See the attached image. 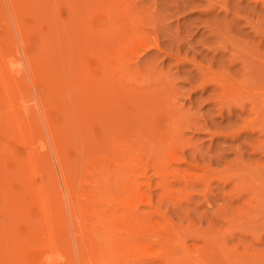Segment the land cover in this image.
Masks as SVG:
<instances>
[{
    "label": "rangeland",
    "instance_id": "1",
    "mask_svg": "<svg viewBox=\"0 0 264 264\" xmlns=\"http://www.w3.org/2000/svg\"><path fill=\"white\" fill-rule=\"evenodd\" d=\"M0 50V264H51L50 232L59 264H165L167 249L264 264V0H0ZM16 119L34 129L47 211L17 167Z\"/></svg>",
    "mask_w": 264,
    "mask_h": 264
},
{
    "label": "bare ground",
    "instance_id": "2",
    "mask_svg": "<svg viewBox=\"0 0 264 264\" xmlns=\"http://www.w3.org/2000/svg\"><path fill=\"white\" fill-rule=\"evenodd\" d=\"M10 1V0H9ZM16 8H17V6H16ZM131 8H132V6H131ZM129 9V8H128ZM126 10V9H125ZM134 10V9H133ZM126 12V11H125ZM130 12V11H129ZM135 14V13H134ZM40 16V15H39ZM126 16V15H125ZM44 17V16H43ZM131 17V16H130ZM124 18V17H123ZM127 20V19H126ZM145 19H143V21H144ZM134 21V20H133ZM130 22V21H129ZM142 23V22H141ZM140 23V24H141ZM130 24H132L131 22H130ZM134 24V23H133ZM132 24V25H133ZM129 27H130V25H129ZM128 27V28H129ZM34 28V27H33ZM38 28V27H37ZM131 28H133V27H131ZM137 28V27H136ZM127 29V28H126ZM134 29V28H133ZM131 30V29H130ZM129 30V31H130ZM141 30V29H140ZM19 32V31H18ZM137 32H139L138 31V28H137ZM136 32V33H137ZM20 33H21V31H20ZM140 33V32H139ZM141 33H143L142 31H141ZM19 34V33H18ZM135 35H137V37H138V34H135ZM134 35V36H135ZM141 36H146V35H143V34H140ZM20 36H22V33H21V35ZM140 37V36H139ZM145 38V40L147 39L146 37H144ZM144 38H142V41H143V39ZM43 39V38H42ZM130 39V38H129ZM132 40H134L135 41V39H133L132 38V36H131V41ZM130 41V42H131ZM137 41H138V38H137ZM141 41V42H142ZM148 41V40H147ZM150 41V40H149ZM144 42V43H143ZM142 43V45H141V43L139 44V45H141L142 47H144L145 45L144 44H146L145 43V41H143ZM151 42V41H150ZM128 43V42H127ZM135 43H137V42H135ZM149 43V42H148ZM151 43H154L155 44V42H151ZM130 44V43H129ZM132 44V43H131ZM134 44V43H133ZM150 44V43H149ZM149 44H148V46H149ZM144 45V46H143ZM153 45V44H152ZM131 46H133V45H131ZM134 46H135V44H134ZM133 46V47H134ZM137 46V45H136ZM154 46H156V45H154ZM128 47H130V46H128ZM150 47V46H149ZM152 47V46H151ZM150 47V48H151ZM137 48V47H136ZM125 49H126V47H125ZM138 49V48H137ZM144 50L146 49V47L145 48H143ZM149 49V48H148ZM127 50H129L128 48H127ZM134 50V49H133ZM140 50V49H139ZM139 50H138V52H139ZM1 51V50H0ZM0 53H2V51L0 52ZM134 53V52H133ZM34 54V53H33ZM32 54V55H33ZM138 54V53H137ZM141 54V53H140ZM7 55V54H6ZM1 56H3V57H1ZM39 56V55H38ZM139 56V55H138ZM6 57V60H4V61H6L7 63H9V64H11V60L9 59V57L8 56H5ZM4 57V55L3 54H1L0 55V58L2 59V58H5ZM7 57H8V59H7ZM31 59V58H30ZM47 59V58H46ZM2 61V60H1ZM127 62V61H126ZM2 63H3V61H2ZM7 63H5L6 64V66H8V64ZM31 63H33L32 61H31ZM30 63V64H31ZM128 63V62H127ZM124 64V63H123ZM35 65V64H34ZM34 65H32L33 66V68H34ZM37 65V64H36ZM118 65H120V64H118ZM125 65V64H124ZM2 66V64L0 65V67ZM3 66H5L4 65V63H3ZM32 66H30V67H32ZM10 67V66H9ZM30 67H29V70H30ZM127 67V66H126ZM135 67V66H134ZM11 68V67H10ZM33 68H32V70H33ZM115 68V67H114ZM6 69H7V67H6ZM4 69H3V67H1L0 68V72L4 75L5 73H3L2 71H3ZM34 71V70H33ZM32 71V72H33ZM130 71V70H129ZM7 72H8V70H7ZM31 72V71H30ZM37 72V71H36ZM35 72V73H36ZM39 72V71H38ZM134 73V72H133ZM45 74V73H44ZM2 75V77L3 78H5V76H3ZM38 76V75H37ZM33 77H35V76H33ZM126 77V76H125ZM1 78V77H0ZM42 78V77H41ZM6 79H9V78H6ZM6 79H3V80H1V81H4V83H5V85H4V88L5 89H9V86H10V83H9V81H8V83H7V81H6ZM14 79H16V78H14ZM13 78H12V80H11V84L13 85V86H15V87H13L14 89H15V91L18 89V88H16V84H18L19 83V81H16V80H14ZM36 79H38V78H36ZM6 81V82H5ZM16 82H18V83H16ZM37 82V81H36ZM9 84V85H8ZM21 86V85H20ZM8 87V88H7ZM11 87V89H12V86H10ZM17 87H19V86H17ZM97 89V88H96ZM99 90V89H98ZM19 91H21L20 90V88H19ZM50 91V90H49ZM137 91V90H136ZM10 91H8V93H9ZM12 92V91H11ZM14 92V91H13ZM13 92H12V94H13ZM17 92V91H16ZM7 93V94H8ZM21 93V92H20ZM10 94V93H9ZM17 94H19L18 92H17ZM84 94V93H83ZM99 94V93H98ZM49 95V94H48ZM107 95H109V94H107ZM118 95V94H117ZM8 96H10V97H8L7 98V100H8V102L10 101L9 100V98L12 100V102H13V97H14V95H12L13 97H11V95H8ZM20 96V95H19ZM40 100V99H39ZM21 101V100H20ZM46 101V100H45ZM122 101V100H121ZM11 101H10V103H12ZM44 103V102H43ZM48 103V102H47ZM47 103L45 104V105H47ZM24 104V105H23ZM41 104V103H40ZM57 104V103H56ZM108 104V103H107ZM127 104V103H126ZM10 105V104H9ZM11 105H13L12 107H13V109H14V103L13 104H11ZM44 105V104H43ZM110 105V104H109ZM168 105V104H167ZM19 106H23V107H25V103H21ZM99 106V105H98ZM41 107H42V105H41ZM45 107V106H44ZM46 107H48V106H46ZM11 108V107H10ZM60 108V107H59ZM100 108V107H99ZM104 108V107H103ZM136 108V107H135ZM12 109V108H11ZM45 110V109H44ZM63 110V109H62ZM103 110V109H102ZM154 110V109H153ZM177 110V109H176ZM12 111H15V110H12ZM23 111H25V110H23ZM138 111V110H137ZM2 112V111H1ZM42 112H43V110H42ZM47 113H48V111H46ZM45 112V113H46ZM129 112V111H128ZM180 112V111H179ZM135 113H137V112H135ZM2 114H3V112H2ZM0 115H1V113H0ZM15 116H16V114H14ZM49 115V114H48ZM94 115V114H93ZM123 115V114H122ZM146 115H148V114H146ZM186 115V114H185ZM15 116H14V118H15ZM60 116V115H59ZM160 116V115H159ZM18 116H16V118H17ZM44 117L46 118L47 116H45V114H44ZM49 117V116H48ZM150 117V116H149ZM184 117V116H183ZM1 118V117H0ZM171 118V117H170ZM46 119H48V118H46ZM65 119V118H64ZM105 119V118H104ZM109 119V118H108ZM150 119H152V118H150ZM177 119H179V117L177 118ZM17 120H19V119H16V122H15V126H16V135H17V137L16 138H20L23 142L22 143H26V146L27 147H25V151H24V153H22L21 155H22V157H21V159H19V158H17L18 159V161H17V167H19V169H23V171H24V169H26V170H28L29 172H31L30 173V177L31 178H29L28 177V179H27V182L30 180V179H32V181H33V183H34V189H33V187H32V190H31V188H29L28 190H30L32 193H30L29 194V196H31V194H35V195H37L36 197H38L39 199H40V201L39 202H41L40 204H41V207H42V209L44 210V211H47V209L51 206L50 204H52L51 203V200H50V198H52V197H50L51 195H49L48 193H47V189H45V180H46V178H47V176H45L44 177V175L46 174H48V173H44V172H42V171H40L38 168V165H37V162L36 161H38L37 160V157H36V155L37 154H35V152H34V150H35V148H33V143H34V141H33V139L32 138H30V139H26L27 137H25L26 135H29V136H31L33 133H34V129H33V127L31 126V125H28V124H24L23 123V125L24 126H22V124L18 121L17 122ZM182 120V119H181ZM180 120V121H181ZM1 121V120H0ZM27 121L29 122L30 120H29V118L27 119ZM48 121V120H47ZM47 121H46V128H47V131L49 132L48 133V135H51V138L53 137V135H52V127H54L55 125L57 126L58 125V123H53V126L52 125H50V124H48L47 123ZM55 121V120H54ZM95 121V120H94ZM96 122V121H95ZM105 122V121H104ZM178 122V121H177ZM190 122V121H189ZM181 123V122H180ZM3 124V123H2ZM30 124V123H29ZM60 125H61V123H59ZM94 125V124H93ZM186 125V124H185ZM4 126V125H3ZM52 126V127H51ZM64 126V125H63ZM63 126H60V127H63ZM170 126V125H169ZM188 126V125H187ZM197 126V125H196ZM2 126H1V123H0V132H3L4 131V128H1ZM7 127V126H6ZM59 127V126H58ZM59 127V128H60ZM107 127V126H106ZM132 127H133V125H132ZM179 127V126H178ZM190 127V126H189ZM194 127V126H193ZM55 128V127H54ZM63 128H65V127H63ZM134 128V127H133ZM158 128V127H157ZM166 128V127H165ZM175 128V127H174ZM1 129H3L2 131H1ZM56 129H58V128H56ZM56 129H54L53 131H55ZM198 129V128H197ZM5 130H7V128H5ZM10 130V129H9ZM26 130H28L27 132H26ZM63 129H61V132H63L62 131ZM133 130V129H132ZM174 130V129H173ZM177 130H178V128H177ZM12 131V130H11ZM10 131V132H11ZM58 131V130H57ZM67 131H68V129H67ZM67 131H66V133H67ZM9 132V133H10ZM58 132H60V131H58ZM57 132V134H58V136H60V134ZM140 132H142V131H140ZM157 132V131H156ZM5 133V132H4ZM56 133V132H55ZM54 133V134H55ZM68 133H69V131H68ZM175 133V132H174ZM1 134V133H0ZM142 134V133H141ZM178 134V133H177ZM3 135V134H2ZM4 135H6V134H4ZM65 135V134H64ZM159 135V134H158ZM171 135V134H170ZM54 136H56V135H54ZM57 136V137H58ZM50 137V136H49ZM61 137L62 138H64L62 135H61ZM136 137V136H135ZM150 137H151V135H150ZM175 137V136H174ZM56 137H54L53 138V141H54V139H55ZM61 138V139H62ZM58 139L60 140V138L58 137L56 140L58 141ZM148 139H149V137H148ZM52 140V139H51ZM101 140V139H100ZM161 140V139H160ZM175 140H176V138H175ZM139 141V139L137 140V142ZM140 142H141V140H140ZM143 142H144V140H143ZM94 143V142H93ZM146 143V142H145ZM54 144V143H53ZM61 143L59 142V145H60ZM147 144V143H146ZM139 145V144H138ZM149 145V144H148ZM62 146V145H61ZM60 147V146H59ZM178 147V146H177ZM134 148V147H133ZM147 148V147H146ZM151 148V147H150ZM149 148V149H150ZM61 149V148H60ZM63 149V148H62ZM53 152L56 154V156H57V160H58V165H59V170H61V178H62V182H63V185H64V188H65V195H66V197L69 199H71L72 198V195H73V192L74 191H72V190H74L73 189V180L74 179H72L71 180V178H70V176L69 175H67V173H66V170H65V162H63V157H61V155H59L60 154V151L61 150H59V148H58V145L57 144H55V145H53ZM40 152V151H39ZM163 154H165V153H163ZM172 154V153H171ZM172 155H175V154H172ZM178 155V154H177ZM175 156V157H178V156ZM193 155V154H192ZM169 156V155H168ZM164 157V156H163ZM174 157V158H175ZM180 159L182 158V156L181 157H179ZM175 159H177V158H175ZM174 160V159H173ZM181 160H183V158L181 159ZM9 162V161H8ZM90 162V161H89ZM12 163V162H11ZM16 164V163H15ZM14 164V166L13 167H15L16 165ZM11 165V164H10ZM9 165V166H10ZM13 165V164H12ZM37 165V166H36ZM67 166V165H66ZM132 166V165H131ZM134 166H132V168H133ZM3 168H5V167H3ZM13 169H15V168H13ZM43 169V168H42ZM44 170V169H43ZM19 171V170H18ZM20 172H22V171H20ZM1 173V172H0ZM7 173V172H6ZM43 173V174H42ZM135 173V172H134ZM4 174H5V172H4ZM250 174V173H249ZM6 175H9V173H7ZM14 175V174H13ZM38 176V181L36 180L35 181V176ZM177 175V174H176ZM179 175V174H178ZM12 176V175H11ZM16 176V175H15ZM253 176V175H252ZM49 178V177H48ZM47 178V179H48ZM164 178H166V176L164 177ZM1 182H3V181H1ZM26 182V183H27ZM30 182V181H29ZM33 183H32V185L31 186H33ZM5 184V183H4ZM260 184V183H259ZM1 185V184H0ZM27 186H29V185H27ZM31 186H29V187H31ZM45 186V187H44ZM130 187V186H129ZM133 188V187H132ZM129 189V188H128ZM131 189V188H130ZM137 189V188H136ZM139 189V188H138ZM168 189V188H167ZM49 192V191H48ZM131 192V191H130ZM135 192L136 193H138L139 194V192H140V190H139V192L138 191H136L135 190ZM133 193V191H132V196L135 198V200L136 199H140L139 197H140V194L138 195V194H136V193ZM141 194H142V192H141ZM26 196V195H25ZM87 196V195H86ZM131 196V197H132ZM24 197V196H23ZM143 198V196L141 195V199ZM149 199V198H148ZM71 201V200H70ZM69 201V202H70ZM137 201V200H136ZM144 201V200H143ZM146 201V200H145ZM68 202V203H69ZM129 202V201H128ZM147 202H148V200H147ZM72 204H70L69 206V208H72L73 209V206H71ZM136 206V205H135ZM133 207V206H132ZM40 208V207H39ZM76 208V207H75ZM139 209V208H138ZM76 211V210H75ZM74 211V212H75ZM133 211V210H132ZM132 211H130V213L132 212ZM129 213V214H130ZM134 213V212H133ZM144 213V212H143ZM133 215V214H132ZM143 215V214H142ZM147 216V215H146ZM131 217V216H130ZM22 218H23V216H22ZM26 218V217H25ZM127 218H129V217H127ZM144 218V217H143ZM133 219V218H132ZM137 219V220H136ZM23 220H26V219H24L23 218ZM103 220V219H102ZM134 222H137V221H139V222H137V224L138 223H141V221H140V218H138L137 217V214H136V216H134ZM30 221V220H29ZM133 222V221H132ZM142 222H143V220H142ZM26 223H28V221L26 222ZM30 223V222H29ZM42 223V222H41ZM56 223H54L53 222V220H52V218L51 217H47L46 219H45V222L43 223V226L44 227H53V229H54V225H55ZM136 224V225H137ZM57 225V224H56ZM56 225H55V227H56ZM103 225V224H102ZM28 226H30V224L28 225ZM42 226V227H43ZM90 226V225H89ZM86 227H87V225H86ZM50 228H48V229H50ZM133 229V228H132ZM51 230H52V228H51ZM51 230H48V232H50ZM53 231V230H52ZM54 234V232L53 233H49L48 235H47V239H46V242L45 241H43V244L45 243V249H46V251H47V255H46V258L51 262V264H59L58 262H59V259H61V260H63V256H65L64 254H63V249L64 248H61L62 246L60 245L61 243H59V241L57 240V237L56 236H54L53 235ZM18 236V235H17ZM20 236V235H19ZM7 237V236H6ZM10 237V236H9ZM28 238V237H27ZM39 238V237H38ZM43 238V237H42ZM164 238V237H163ZM30 239V238H29ZM31 239H32V237H31ZM62 239V238H61ZM121 239V238H120ZM146 239V238H145ZM149 239V238H148ZM162 239V238H161ZM26 240V239H25ZM24 240V241H25ZM33 240H34V237H33ZM32 240V242H33V244L35 245L36 244V246H37V244H38V241L39 242H42V240L40 241V239H38L37 240V242H35L34 243V241ZM36 240V239H35ZM80 240V239H79ZM115 240H117V239H115ZM123 240V239H122ZM121 240V241H122ZM147 240V239H146ZM27 242H25V243H27L26 245V248L27 247H29L28 246V243H29V241L28 240H26ZM118 241V240H117ZM117 241H115V243L117 242ZM148 241V240H147ZM32 242H31V245H33L32 244ZM78 242V241H77ZM77 242H76V240H75V244H77ZM113 243H114V241H112ZM137 242V241H136ZM151 242V241H150ZM157 242V241H156ZM2 243V242H1ZM5 243V242H4ZM22 244V246H24L25 245V243L23 244V242H21ZM135 243V242H134ZM133 243V244H134ZM140 243V244H139ZM142 243H144L143 241H139V242H137V243H135V245L137 246L138 244L141 246L142 245ZM42 244V245H43ZM119 244V242L117 243V245ZM120 244H121V242H120ZM119 244V245H120ZM132 243H129V245L128 244H123V242H122V246L124 245V249H126V251L125 252H127V250H128V252L131 250L130 248H131V246H133V247H135V245H131ZM169 244V243H168ZM29 245H30V243H29ZM41 245V243L40 244H38V246H40ZM81 245V244H80ZM114 245V244H113ZM116 245V246H117ZM138 245V246H139ZM150 245H151V243H150ZM5 246V245H4ZM64 246V245H63ZM76 247L77 248H79V246L78 245H76ZM82 247V246H81ZM80 247V248H81ZM163 247V246H162ZM166 248H168L167 246H165ZM165 247H163V252H165L164 250V248ZM21 248V247H20ZM19 248V249H20ZM22 248H25V247H22ZM42 248V247H41ZM76 248V249H77ZM122 248V250H124ZM219 248V247H218ZM34 249V248H33ZM94 249V248H93ZM130 249V250H129ZM229 249V248H228ZM228 249H226L225 251H227ZM247 249V248H246ZM14 250V249H13ZM81 250H83V248L81 249ZM161 250V249H160ZM168 251H166V253H161L160 251V253H155V255L157 254V255H159L160 256V258L161 257H163L162 259L163 260H165V264H175L176 262H178V261H180L181 262V259H179V256H178V259H177V257H176V259L175 258H173V256H171V249H167ZM170 250V251H169ZM212 250V249H211ZM230 250V249H229ZM228 250V251H229ZM1 251V250H0ZM21 251V250H20ZM32 251V250H31ZM36 251V250H35ZM77 251V253L80 251V249L78 250H76ZM132 251V250H131ZM174 251V250H173ZM182 251V250H181ZM203 251L205 252V253H203L204 254V256L209 252V250L206 252L204 249H203ZM225 251H220L221 252V254H222V252H225ZM233 251V250H232ZM235 251V250H234ZM236 251H237V249H236ZM28 252V251H27ZM167 252H168V254H167ZM169 252H170V254H169ZM176 252H178V251H176ZM180 252V251H179ZM183 252H185V251H183ZM219 252V253H220ZM250 252H251V250H250ZM7 253V252H6ZM80 253H82V252H79L78 253V255L80 254ZM227 253V252H226ZM226 253H225V255H226ZM236 253V252H235ZM239 253V252H238ZM174 254V252L172 253V255ZM185 254V253H184ZM187 254H188V252H187ZM187 254H185V256L187 255ZM203 254H201V255H203ZM249 254V253H248ZM1 255V254H0ZM34 255V254H33ZM138 255H140V254H138ZM148 255V254H147ZM153 255V254H152ZM209 255V257H208V261H211L212 260V257H213V260H215V263L214 264H216L217 262L219 263V264H224V263H226V262H224V263H222V262H220V261H223V260H221L220 258L222 257H218V255H216V257L215 256H213L212 255V253L211 254H207L206 255V257ZM212 255V256H211ZM229 255V254H228ZM227 255V256H228ZM234 255V254H233ZM251 255V254H250ZM45 256V255H44ZM102 256V255H101ZM140 256H143V255H140ZM196 258L198 257V255L196 256V255H194ZM223 256H224V254H223ZM247 256V255H246ZM66 257V256H65ZM64 257V258H65ZM79 258H80V256H78ZM103 257V256H102ZM189 257V255L188 256H186V258H188ZM191 257V256H190ZM203 257V256H202ZM215 257V258H214ZM217 257L220 259V261L217 259ZM230 257V256H229ZM243 257H244V254H243ZM242 257V258H243ZM249 257V256H248ZM247 257V258H248ZM252 257V256H251ZM260 257V256H259ZM33 258H34V256H33ZM83 258V257H82ZM152 258V257H151ZM182 259L183 258H185V257H181ZM186 258H185V260H186ZM194 260L196 259V258H194V257H192ZM200 258L201 257H199L198 259L200 260ZM225 258V260L224 261H226L227 259V257L225 256L224 257ZM236 258V257H235ZM253 258V257H252ZM258 258V257H257ZM256 258V260L255 261H257L258 262V259ZM35 259V258H34ZM67 259H68V257H67ZM66 259V260H67ZM190 259V258H189ZM193 259H191V261L193 262L194 260ZM202 259V264H208L206 261H205V258H201ZM204 259V260H203ZM222 259H223V257H222ZM234 259V258H233ZM232 258H231V261L233 260ZM238 259V258H237ZM36 260V259H35ZM65 260V259H64ZM66 260H65V262H66ZM69 260V259H68ZM83 260V259H82ZM161 260V259H160ZM175 260V261H174ZM176 260H178V261H176ZM184 260V259H183ZM197 260V259H196ZM218 260V261H217ZM245 260V259H244ZM242 261V259H241V261L242 262H245V261ZM253 260V259H252ZM260 260V259H259ZM26 261V260H25ZM32 261V260H31ZM89 261V260H88ZM203 261H205V262H203ZM235 261H236V259L234 260V263H231L230 261H227V263L226 264H236L238 261H236V263H235ZM251 261V260H250ZM79 262L81 263V261L79 260ZM83 262H84V260H83ZM130 262V261H129ZM151 263L153 262V261H150ZM150 262H144L143 264H150ZM173 262H175V263H173ZM185 262V261H184ZM184 262L182 261L181 262V264H184ZM192 262H185V264H189V263H191L192 264ZM196 261H194V263H195ZM199 262V261H198ZM241 262V264H243ZM247 262H249L248 260H247ZM25 263V262H24ZM26 263H28V262H26ZM25 263V264H26ZM86 263H87V261H86ZM141 263V262H140ZM193 263V264H194ZM210 263V262H209ZM246 263V262H245ZM263 263V262H262ZM8 264V263H7ZM60 264H62V262L60 263ZM63 264H65V263H63ZM127 264V263H126ZM177 264V263H176ZM180 264V263H179ZM196 264H197V262H196ZM200 264H201V262H200ZM210 264H212V262L210 263ZM237 264H239V262L237 263ZM259 264V263H258Z\"/></svg>",
    "mask_w": 264,
    "mask_h": 264
}]
</instances>
